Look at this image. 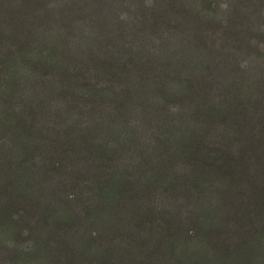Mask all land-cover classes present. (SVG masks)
<instances>
[{"label": "trees", "instance_id": "1", "mask_svg": "<svg viewBox=\"0 0 264 264\" xmlns=\"http://www.w3.org/2000/svg\"><path fill=\"white\" fill-rule=\"evenodd\" d=\"M0 235V264H264V0H0Z\"/></svg>", "mask_w": 264, "mask_h": 264}, {"label": "rangeland", "instance_id": "2", "mask_svg": "<svg viewBox=\"0 0 264 264\" xmlns=\"http://www.w3.org/2000/svg\"><path fill=\"white\" fill-rule=\"evenodd\" d=\"M3 234H5L4 233V231L2 232ZM1 236V235H0ZM142 239H143V237H142ZM147 242L145 241L144 242V240H143V243L141 244V248H142V250L144 251L143 253L145 254V255H148V253H149V251L147 250V244H146ZM126 252V251H125ZM128 252V251H127ZM137 253H139L138 251H134V252H132V253H130V254H132V255H135V254H137ZM149 256V255H148ZM118 257H119V255H115V256H113V261L115 262V263H117L118 262Z\"/></svg>", "mask_w": 264, "mask_h": 264}]
</instances>
